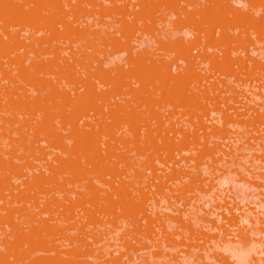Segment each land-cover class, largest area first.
<instances>
[{
  "label": "rangeland",
  "instance_id": "374dc122",
  "mask_svg": "<svg viewBox=\"0 0 264 264\" xmlns=\"http://www.w3.org/2000/svg\"><path fill=\"white\" fill-rule=\"evenodd\" d=\"M0 264H264V0H0Z\"/></svg>",
  "mask_w": 264,
  "mask_h": 264
}]
</instances>
